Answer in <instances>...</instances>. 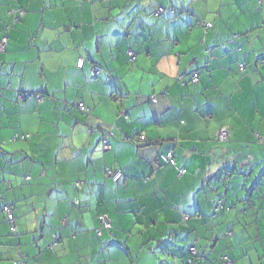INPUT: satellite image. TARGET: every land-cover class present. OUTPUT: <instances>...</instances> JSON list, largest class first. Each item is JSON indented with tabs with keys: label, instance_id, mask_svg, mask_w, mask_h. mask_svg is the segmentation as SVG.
Here are the masks:
<instances>
[{
	"label": "crops",
	"instance_id": "obj_1",
	"mask_svg": "<svg viewBox=\"0 0 264 264\" xmlns=\"http://www.w3.org/2000/svg\"><path fill=\"white\" fill-rule=\"evenodd\" d=\"M6 36L0 264H264V0H0Z\"/></svg>",
	"mask_w": 264,
	"mask_h": 264
},
{
	"label": "built area",
	"instance_id": "obj_2",
	"mask_svg": "<svg viewBox=\"0 0 264 264\" xmlns=\"http://www.w3.org/2000/svg\"><path fill=\"white\" fill-rule=\"evenodd\" d=\"M161 13H162V10H159L157 12V15H160ZM7 45H8V38L4 37L2 39V41H1V44H0V51L3 52L6 49ZM130 53H134V52L133 51L129 52V56H130L131 60H134L132 58V55H130ZM83 64H84V59H80L79 62H78V67L82 68ZM100 70H102L103 73H105L104 69L101 66L95 65L93 67V69H92L93 75L97 76V72L100 71ZM193 80L196 82L198 80V77L194 76ZM1 95H2V90L0 89V96ZM32 95L33 94L25 93V94H22L20 97L22 99H27L29 97H32ZM79 107H80V110H82L83 112H85L87 114L90 113V111L83 104H79ZM109 137H110L109 134L106 137L105 136L102 137V143L104 145V148L108 145ZM17 138H18V136H16L15 139H17ZM21 139H24V137H21ZM143 139H144L143 137H138V140H143ZM216 140L219 141V142H223V143L228 142L230 140L229 132H227L225 130L218 131L217 134H216ZM160 161L164 165L175 164V162H174V153L173 152H169L168 154L161 156ZM158 165L160 166V163ZM184 173H185L184 170H180V174H184ZM106 176H107V178H110L113 182L119 183L120 180L123 177V173L121 171H116L115 172L113 170L108 169L106 171ZM222 207H223L222 204H219L218 209H220ZM4 212L7 214L9 222L12 225L13 230L15 232L16 231V224H15V218H14V215H13V207H11L9 205L4 206ZM100 221H101V224H102V228H104L105 230L112 229V225H111L109 219L106 216H101L100 217ZM101 234H102V232L100 230V235ZM55 238H56V241L59 240L58 236H56ZM188 254H189V259H188L187 264H195V260L198 258V255H199L198 249L196 247H190L188 249ZM222 260L224 261L225 264H234V261L231 258H229V257H224ZM15 264H24V261L19 259V260H17L15 262Z\"/></svg>",
	"mask_w": 264,
	"mask_h": 264
},
{
	"label": "trees",
	"instance_id": "obj_3",
	"mask_svg": "<svg viewBox=\"0 0 264 264\" xmlns=\"http://www.w3.org/2000/svg\"><path fill=\"white\" fill-rule=\"evenodd\" d=\"M261 1V0H260ZM162 10V9H161ZM173 10V9H172ZM155 16H159V15H157L156 14V11H155ZM163 14H164V12H163ZM162 13L160 14V16H162L163 15ZM202 27L205 29V31H208V30H210L211 28H212V24H202ZM7 37V36H6ZM8 38V37H7ZM3 39V38H2ZM2 41V40H1ZM8 42H9V39H8ZM0 44H1V42H0ZM6 49H7V46H6ZM6 49L3 51V52H5L6 51ZM2 52V53H3ZM130 52V51H129ZM129 52H128V56H129ZM134 52V51H133ZM135 53V52H134ZM207 54H208V56L210 57V58H213V51L211 50V49H208L207 50ZM129 58H130V56H129ZM82 59V58H81ZM135 59H136V53H135ZM135 59L134 60H131V58H130V61L131 62H134L135 61ZM79 62V61H78ZM85 59H84V64H83V67H84V65H85ZM261 62H264V60H261ZM98 65V64H97ZM77 66H78V63H77ZM95 66V64L92 66V68H91V74H92V76L93 77H98V76H100V75H97V76H94L93 75V73H92V69H93V67ZM100 66V65H99ZM82 67V68H83ZM238 67L240 68V70L241 71H243L246 67H245V64H243V63H239V65H238ZM79 68V67H78ZM79 69H81V68H79ZM104 74V73H103ZM198 77V76H197ZM113 79V78H112ZM198 81V80H197ZM196 81V82H197ZM23 93H21L20 95H19V97H18V101L19 102H26V101H29V100H36V102L39 104V103H41V100H42V96L41 95H39V94H35V93H30V94H33L32 95V97H29V98H27V99H22L20 96L22 95ZM2 96V95H1ZM0 96V97H1ZM80 104H83V103H80ZM84 105V104H83ZM85 106V105H84ZM86 107V106H85ZM78 108H79V110H80V107H79V105H78ZM87 108V107H86ZM88 109V108H87ZM89 110V109H88ZM81 112H83L82 110H80ZM83 113H85V112H83ZM90 113H91V111H90ZM90 113H85V114H87V115H89ZM22 137H24V139H22V140H28L29 139V136H22ZM229 142V141H228ZM3 211H4V209H3Z\"/></svg>",
	"mask_w": 264,
	"mask_h": 264
},
{
	"label": "snow or ice",
	"instance_id": "obj_4",
	"mask_svg": "<svg viewBox=\"0 0 264 264\" xmlns=\"http://www.w3.org/2000/svg\"><path fill=\"white\" fill-rule=\"evenodd\" d=\"M241 31H243V29H241ZM130 55H132V58L135 59V53H130ZM82 59H83V57H82ZM80 71H81L82 74L91 75V73L88 72L87 68H81ZM102 74H103V71H102V70H100V71L97 72V75H102ZM252 74H253V75H256L255 72H253ZM258 78H259V77H258ZM89 111H91V110L89 109ZM93 119H94V118H93ZM112 148H113V145L108 144V145L105 147L104 151H105V152H108V151L112 150ZM74 155H75V153H74Z\"/></svg>",
	"mask_w": 264,
	"mask_h": 264
}]
</instances>
